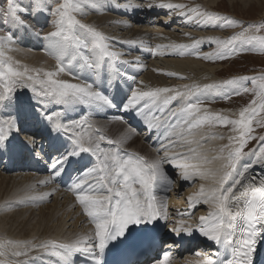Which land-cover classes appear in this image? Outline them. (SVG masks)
<instances>
[{
    "label": "bare ground",
    "instance_id": "1",
    "mask_svg": "<svg viewBox=\"0 0 264 264\" xmlns=\"http://www.w3.org/2000/svg\"><path fill=\"white\" fill-rule=\"evenodd\" d=\"M52 1L53 0H48L37 6L35 16L36 22L28 6L29 4L24 5L25 8H28V12L25 13L24 16L27 17L26 20L30 28H25L16 23V26L10 30L3 27L4 21H0V35H5L9 31L14 35L13 40L7 42L8 46L12 48L10 51L11 60L8 61L9 57L7 56V58L4 57L5 59L1 60L12 63V66L18 71L22 72L25 66L30 70L23 78L18 79L16 83V85L19 87L22 86L25 90L12 93L10 98L0 103V127H5V121L12 120L15 122L19 131L20 129L26 128L28 131L33 130L38 134L35 140L36 152L31 148L24 147V139L33 137H26V134H24L26 132H22L20 135L18 134L19 131H16L15 128L10 132L8 138L0 143V244L5 245V247L0 250L6 252V255L0 257V260L12 261L14 264H63V262L60 261L58 257L51 256L48 252L39 248L34 251H29L28 256L13 257L11 255L12 248L10 245H7V241H31L33 245H39L41 242L47 240L71 243L81 237L87 236L89 238L88 243L92 244L93 250L96 251L98 240H96L94 236L95 226L90 218L84 214L82 206L76 202L74 193L72 191L61 190L55 179H51L49 183H41V181L49 180V178L53 176V172L51 171L53 161L64 154L66 150L71 152L75 147L73 143L76 138L75 133L97 137L99 135H104L108 139L114 141L121 142L122 140L119 145H116L107 143L106 139L104 141H99V146L104 152L118 151L119 155L125 159L128 158L130 154H135L144 157L148 161H153L164 158L166 147L168 156H172L175 152L187 153L189 147L195 148L197 153L210 161V163L204 164L202 167L213 171L221 170V165L225 161L217 157H223V154L227 155V150L221 153L220 149L228 144V137L234 135L226 136L225 133H220L219 131L213 132V129L221 127L219 124H205L199 129L194 130L193 135L189 136L183 123V118L172 115V113L177 112L185 102L181 98H177L167 106L163 105L161 101H157L156 103H150L147 108H144V102L142 101L133 109L127 111L123 110V105L127 103L133 89L148 90L152 88L168 87L179 89L180 91H187L184 87L185 85H198L200 91L192 90L195 95H192L191 101L196 102V100L199 99L201 102L200 115L215 114L209 112L211 106L208 104L213 103L215 108L223 107L225 105V99H221L222 97L218 98L219 95H216V99L213 100L211 96L215 94H212L214 91L204 89V85H208L210 81L213 83L212 79L214 76L220 74V67L206 65L201 61L207 60L203 58L199 60L197 56L194 57L193 60L186 58H183L184 60H177V58L181 59L185 56L186 51H193L197 48L200 50L201 46L205 44V40L204 42L197 40L201 41V43H199L195 49L169 47L170 45H191L192 43L188 44L190 37L194 38L193 36H198L189 32L182 33V36L174 34L173 31L168 32V30L166 31L168 25L167 21L155 18V16L152 18L153 13L150 12L153 10H140V8L136 7L131 9L119 8L117 5L113 4L111 0H82L83 13L74 14L76 17L82 19L81 23L94 27L97 31L111 38L115 44L113 46L109 45V50L121 53L120 59L114 60L110 57H100L99 53L94 51L91 46V35L87 34L83 29H77V34L81 35L84 42L88 44V47H73L76 53L74 54V52H71L69 57L65 59V64L67 65V60L71 58L70 55H74L76 59L73 60L71 65H67L68 70L66 72L60 73L54 78L67 80L71 83L92 84L96 90L102 92V94L111 99L115 105L119 106L109 108L83 102H74L65 105L55 103L50 98H46L43 95L46 85L42 84L40 81L47 80L45 75L46 72L57 71L56 53L53 50L52 41L45 39L46 34L54 30L51 23L54 17L48 15L47 8L45 7V5H49ZM180 1L181 0H149V2L154 3V5H159L160 3L184 5ZM205 1L206 3L204 4L210 7L217 8L219 5L217 3L218 0ZM229 1L231 3L239 1V3L245 7L251 6L253 3L259 5L261 2H264V0ZM141 2L144 4L147 3H145V1L143 2V0ZM170 10H173V12ZM107 11L128 15L130 19L136 21L135 23L142 24L143 28L140 26V28L136 26L133 27L130 21L126 20L125 17H117L112 14L100 16V14H105ZM155 11L158 13L161 11L172 12L169 15L177 12H179V14L182 13L180 12L181 9H168L159 6H156ZM46 17L49 18L51 25L47 23L48 19L46 20ZM261 17L264 19V11ZM123 20H126L127 24L121 22ZM150 23L154 28H151L152 26H150ZM129 25L132 27L128 30L127 27H129ZM206 29L210 28L206 27ZM214 29L210 33L208 30L207 34L209 37H206V40L212 38L222 41L219 38L221 34L220 30L217 31ZM117 33L119 35H117ZM213 36H215V38ZM202 39H204V37ZM157 45L167 47L165 54L162 55V53L160 55L161 59L162 57L168 58L163 61V63L167 65V68H164L166 67L164 64H162L164 67H161L159 66V62H154L157 55L155 50L164 48H157ZM144 47L148 48V51H143ZM70 49L71 48H69L68 52ZM181 51L184 52L183 55L179 54ZM137 52L141 54H137ZM147 56L150 57L148 61L145 60ZM157 56L159 57V54ZM85 59H87L89 63L99 60L103 65L99 70L89 68L84 63ZM125 60L129 61V63H123ZM16 61L19 63H15ZM108 63H110L109 65L111 67L109 73L108 70L103 67ZM32 70L42 71H40L37 76V73ZM198 71H202L203 74L206 72L213 78L209 80L207 77L206 80L199 79L197 81L188 82L186 77H183L191 76L193 79L194 76H192V73H197ZM168 72L176 73L177 75L168 76L166 74ZM29 75L33 77L32 80H28L27 77ZM134 84L137 85L135 86ZM238 86L239 85H235L233 88L228 86V89L224 86L219 94L223 95L225 91H231ZM0 89L3 90L1 82ZM16 89L18 88L16 87ZM4 95L7 94L4 92ZM161 109H163V111H161ZM230 112L225 109L224 111H219L217 114L227 116ZM49 117H51V119H49ZM84 117H87L94 127L91 129H89L87 125L76 128L71 127L72 121H80ZM154 117H156V119H154ZM57 121L69 126V130H57L55 128ZM109 124H114V128L108 129L107 125ZM123 125L126 127L123 128ZM149 125H152V127H149ZM96 129H100L101 131L97 132ZM138 130L140 131L138 136L132 133V131L135 132ZM182 135L198 143H192L190 145L185 144L184 140L181 139ZM220 137H223V139ZM123 140L124 142L126 141V144H123ZM127 140H129L128 143ZM170 141L175 142V146L170 144ZM181 145L184 146L181 147ZM40 146H42V148H40ZM26 149L31 150L27 152ZM52 149L54 151L49 153ZM55 149L59 152H55ZM15 153L17 159H21V161L19 162L16 160L14 162L15 165L13 164V168L11 169L7 167V164L9 158ZM89 154L92 155L91 153ZM99 154L100 153H97V155ZM48 156H53V160L50 164H48L46 160ZM73 157L75 158V168L77 169L74 175L79 173L78 179L87 169L92 168L97 163L96 156L94 155H92V161L89 160L91 156L83 153ZM5 158L8 159L4 161ZM249 161L252 163L245 172V184L249 182L250 177L255 176L258 180L261 175L264 174V166L256 164L255 157L251 156L244 157L238 163V172L244 171ZM79 165H84V167L81 166V169H78ZM162 168L172 181V183L169 184V187H171L169 189L170 195L168 197H162L161 195L157 196L163 200L167 212V219H161L166 225L167 230H169H164V235L166 236L171 232L170 234H173V237L178 243H181L183 239H187V244L189 246L191 242H198L199 247L195 246L191 249L193 253H188L186 256L180 252H176L175 254L167 252V258L164 257L160 262L154 260L151 264H203L206 258H212L211 254L217 253L214 251V248L216 249L217 247L223 248H219L222 250L223 254H219L212 259L218 262H226L228 259H231L233 249L236 247L235 244L226 245L223 242L217 244L214 241L208 240L198 230L199 217L208 214L211 210L210 205L203 203L202 200L190 204L188 199L200 190L201 185H204L207 189L212 184V181L202 180L198 176L185 181L180 176L181 170L176 168L171 162H164ZM21 170L25 172L23 173L24 175H7V173L11 174V172H18ZM37 170L39 172H37ZM234 177L237 179L240 178L236 174H234ZM232 183L233 181L230 179L228 184L225 185V188L229 187ZM163 184L166 185L167 183L163 182ZM242 190L241 186H236L237 195L239 191ZM41 197L44 198L41 199ZM51 197L54 198L50 199ZM181 213L183 215H180ZM193 215L194 218L188 220ZM67 219L68 222L74 221V219L75 221L68 224ZM180 219H185L192 226L193 232L191 235L186 233H180L178 235L172 231V229L177 226V221ZM241 235L242 229L238 226L234 235V240L240 239ZM162 236L163 235H161L160 238ZM165 243L170 242L167 241ZM258 244L262 249L264 246V238H261ZM170 245L172 244H169L168 247ZM21 246L23 247V244ZM202 248L211 249L210 253H205ZM24 250L27 251L28 249L25 248ZM197 253H199V255H197ZM87 254V252H76L71 254L70 259L72 264L74 261H78L79 257L83 255L88 256ZM262 258L263 255L261 256V259ZM145 262L149 264L148 261Z\"/></svg>",
    "mask_w": 264,
    "mask_h": 264
},
{
    "label": "snow or ice",
    "instance_id": "2",
    "mask_svg": "<svg viewBox=\"0 0 264 264\" xmlns=\"http://www.w3.org/2000/svg\"><path fill=\"white\" fill-rule=\"evenodd\" d=\"M6 7L0 6V17H3L7 22L11 19L13 22L25 28H30L24 14L28 12V8L21 7L17 0H4ZM34 7L36 5H33ZM149 4L148 7H153ZM161 8L182 9L185 5L160 3ZM48 15L54 17L51 23L53 31H49L45 39L52 41L53 50L56 53L57 71L46 72L47 80H41L46 87L43 95L50 98L58 104H72L74 102H83L88 104H97L104 107H115L111 99L96 90L92 84L71 83L67 80L55 79L60 73L68 70L67 65H71L76 57L73 55L67 60L69 48L88 47L81 35L77 34V29H83L92 37L91 46L94 51L98 52L100 57H110L114 60H119L121 53L109 50L107 37L104 33L97 31L94 27L81 23L76 18L74 13H83L82 0H55V7L45 5ZM43 10V9H42ZM190 12H195L196 17H206L208 20L217 19L208 13H201L197 9H191ZM188 15L189 20L196 17ZM229 25L235 22L224 18ZM199 23V21H197ZM223 26V25H221ZM255 27V31L259 32L264 29V23L258 26L249 25L243 31L233 35L226 41L216 40L218 49L215 53L204 54L198 57L211 60L213 57L225 59L235 51L232 45L236 41L257 40L261 41L264 47V37L248 35L250 29ZM14 35L11 31L5 35H0V46L5 42H11ZM201 41L194 40L191 45H170L169 47L179 49H195ZM157 48L164 47L157 45ZM183 55L184 52L179 53ZM5 56V52L0 47V57ZM11 57L8 58V61ZM5 60H0V82L7 81L4 85L5 93H12L17 80L23 78L30 70L25 66L24 70L18 71ZM15 63H19L16 61ZM84 63L89 68L99 70L102 65L99 60L89 63L87 59ZM127 64L129 61H123ZM39 75L42 70H32ZM168 76H176V73L168 72ZM32 80V76L27 77ZM182 78V77H181ZM242 81H259L258 89L253 90L254 95L258 99H253L248 107L243 108L239 112L238 119H230L228 116L221 114H206L200 115L201 102L199 99L196 102L191 101L195 91H200L198 85H185L187 91H180L175 88H152L148 90L133 89L127 103L123 105V110L135 108L142 101L143 107L147 108L150 103L161 101L167 106L177 98H181L185 102L177 110L172 113L173 116L183 118L186 131L189 136L193 135L194 130L199 129L205 124H219L223 126L231 125L232 131L238 133L235 136H229V144L224 145L220 152L224 153L227 150L226 157L222 158L225 162L221 165V170L213 171L202 167L210 161L197 153L195 148H188L187 153L175 152L172 156H168L167 147L165 148V156L162 159L148 161L144 157L130 154L128 158H122L118 151L104 152L100 149L99 141L107 139V143L119 145L120 141L108 139L104 135L89 136L75 133L76 138L73 141L75 147L71 152L65 151L53 161L51 167L53 176L49 180L41 181V183H49L51 179L60 176L65 171V165L70 162V158L78 156L81 153H91L96 156L97 163L90 169H87L84 174L74 181L69 189L75 195L76 202L82 206L84 214L90 218L95 226V239L98 240L99 251L93 250V245L88 243L87 236L81 237L71 243L58 242L56 240H47L39 245H33L29 242H13L7 241L10 245L11 255L13 257L28 256L29 251H34L37 248L43 249L51 256L58 257L63 264H72L70 256L76 252H87L89 257L95 261V264H101V258L110 241L116 240L117 237H123L129 230L130 226L154 224L158 219H167V212L163 200L158 198L154 192L161 182L171 184L172 181L166 175L162 168L164 162H171L176 168L180 169V176L183 180L188 181L194 177H199L202 180H211L212 184L206 189L201 185L200 190L190 196L189 203L194 204L199 201L210 205V211L206 216L199 217L198 230L208 240L214 241L217 244L223 242L226 245L235 244L232 258L226 262H218L212 258H206L203 264H255L254 257L257 251V244L261 238H264V174L257 180L255 176L249 178L247 184L244 183L245 172L251 165L245 166L244 171L237 170L238 163L247 156L255 157V163L264 166V136L256 137L254 132L253 121L260 127H264V119L256 120L260 112H264V75L257 77H237L226 80L223 84H208L204 85L205 90H216L219 94L224 86L240 85ZM142 83V82H141ZM243 92L250 91L249 88L243 87ZM35 91V90H34ZM235 91V90H234ZM236 95L240 92L236 91ZM225 95H227L225 93ZM9 97L0 94V103ZM163 111V109H161ZM51 119V117H49ZM156 119V117H154ZM87 125L89 129L94 127L87 117L80 121H72L71 127H81ZM6 127V130H5ZM5 127H0V143L4 142L10 132L16 127L12 120L5 121ZM152 127V125H149ZM57 130H69V126L57 121L55 124ZM97 132L101 131L96 129ZM223 139V137H220ZM181 139L185 144L198 143L197 141L187 139L183 135ZM203 139V138H202ZM259 139L261 146L258 149H252L245 152L246 145L251 140ZM170 144L175 146V142L170 141ZM184 145H181L183 147ZM24 147L35 150V140L29 137L24 141ZM97 153H100L97 155ZM234 174L240 178H235ZM233 183L225 188L229 180ZM91 181V182H89ZM138 185V187H137ZM242 187L237 195L236 186ZM86 186V187H85ZM50 195V194H47ZM44 197H41L43 199ZM180 215H183L182 213ZM238 226L242 229L241 238L234 240L235 232ZM176 234L186 233L191 235L193 232L192 226L185 220L177 221V226L172 229ZM23 244V247L21 246ZM5 245L0 244V249ZM27 248L28 250H24ZM6 252L0 250V257H4ZM199 255V253H197ZM168 257V253H165ZM0 264H14L12 261L0 260Z\"/></svg>",
    "mask_w": 264,
    "mask_h": 264
},
{
    "label": "rangeland",
    "instance_id": "3",
    "mask_svg": "<svg viewBox=\"0 0 264 264\" xmlns=\"http://www.w3.org/2000/svg\"><path fill=\"white\" fill-rule=\"evenodd\" d=\"M47 1L46 0H17L18 4L21 7L22 6L24 7L25 4H29L28 6L32 11V16H34L35 22H36L35 16H36V11H37V6L40 3H45ZM111 1L113 4L117 5L119 8H130L131 9V8L136 7V8H140V10L141 9H145L148 11L153 10L152 12H150V13H153L152 18H154V16H155V18L163 19L164 21H167L168 25L166 27V31L168 30V32L173 31V33L178 35V36H180L182 33H188L189 32V33H193L196 36H198V37L193 36L194 38L190 37L188 44L193 43L192 41H194V40H201L203 42H204V40L206 41L205 44H203V45L201 44L202 46H201L200 50L197 48L193 51L192 50L186 51V55L183 56L181 59L177 58V60L178 59L184 60L183 58L193 60V58L197 56L196 53H199L201 55L200 57H202V55H204V54L215 53L218 49V45H217V43H215L216 40H214L212 38H209V40H206V37L207 38L209 37L207 34L208 30H209V33L214 28H215L214 30H217V31L220 30L221 34H220L219 38L222 41H226V40L230 39L233 35H236L237 33L243 31L245 28H248L249 25L258 26L260 23H264V19L261 17L262 13L264 11V2H261L259 5L256 3H253L251 6L249 5L250 7L249 6L245 7L241 3H239V1H234L231 3L229 0H218L217 3L219 5L217 6V8H215V7H210V6H207L206 4H204V3H206L205 0H181L180 2H182V4H184L186 7L181 9L180 12H182V13H180V14H179V12L173 13L174 14V16H173V14L169 15L170 13L173 12V10H170L172 12L161 11L158 13L157 11H155L156 5H154V3H152V2H149V0H147V1L143 0V2L144 1H145V3L147 2L146 4L142 3L141 2L142 0L141 1L139 0V2H138V0H120V1L119 0H114V1L111 0ZM54 2H55V0H53L52 3L50 2L49 5H51L52 7L53 6L55 7ZM150 3L153 4L154 6L148 7V5ZM33 5H36V6L34 7ZM0 6L6 7V4H4V0H0ZM145 6H147V7H145ZM191 9H197L201 13H208V14H210L214 17H218V18L208 20L206 17H196L195 12H190ZM112 12L113 11H107V13H105V14L102 13V14H100V16L112 14V15H116L117 17H125L126 20L130 21V23L133 27H135V26L136 27H139V26L142 27L143 26L142 24L135 23L136 21H133L132 19H130V16H128V15H124L122 13L116 14V13H112ZM185 14H190L191 16L196 17V18L189 20L188 15H185ZM24 18L26 19L27 17L24 16ZM76 18L78 20L82 21V19H80L79 17H76ZM224 18H228V20L234 21L235 23L233 25H229L225 21ZM47 19H48L47 23L49 24L50 23L49 18L46 17V20ZM126 20H123L121 22H125L127 24ZM0 21L1 22L4 21L3 17H0ZM197 21H199V23ZM210 23L212 26L210 25ZM213 24L214 25L219 24V25L214 26ZM50 25H51V23H50ZM221 25H223V26H221ZM15 26H16V23L13 22L11 19H9L7 22L4 23L3 27L11 30ZM132 26L129 25V27H127V29L129 30L130 27H132ZM150 26H152L151 28H154V26L152 24ZM219 26H221V27H219ZM206 27H209L210 29H206ZM230 31H232V32H230ZM202 33H203V35H202ZM117 35H119V34L117 33ZM248 35H255L257 37H264V29H261L259 32H256L255 27H252L250 29ZM203 37H204V39H202ZM213 37L215 38V36H213ZM107 43L109 45H112V46L115 44L114 41L111 40V38H109ZM6 46H8L7 42H5L2 46H0V47H2V50L5 52V56H3V58L0 57V60L5 59L7 57H11L10 51L12 50V48H10L8 46L10 48V50H9V48ZM232 47L235 49V51L230 53L227 56V58H225V59H218V58L213 57V59H211V60L201 61L202 63H205L206 65H209V66L220 67V70H221L220 74H217V76H214V78L210 77L211 75L209 76V74H207L206 72L203 74L202 71H198L197 73H192L193 74L192 76H194L193 79L191 76L190 77L189 76H183V77H186L188 82L189 81L190 82L191 81H197L199 79L200 80L201 79L206 80L208 77L209 80H211L213 78L212 79L213 83L210 81L209 84H223L224 81L234 79L237 77H257V76L264 75V47H262L261 41L259 39L236 41L232 45ZM143 51H148V48L144 47ZM166 51H167V47L155 50L157 55L159 54V57L155 53L156 60H154V62L155 61H156V63L159 62L160 63L159 66H161V67H164V65H165L166 67H164V68H167V65L164 64L163 61H165L168 58L162 57V59H161L160 55L162 53H163L162 55H164ZM71 52H74V54L76 53L74 48L70 49L69 54ZM137 54H141V53L137 52ZM68 57H69V55L66 58H68ZM70 57H72V55H70ZM200 57L198 58L199 60L202 59ZM149 58L150 57L147 56V59H145V60L148 61ZM109 64L110 63L103 66L106 70H108V73L111 70V67ZM162 64H164V65H162ZM101 65H103V63ZM192 72H194V71H192ZM181 73H183V72H181ZM6 83H7V81L1 82L3 90L0 89V94H4V85ZM259 83H260L259 81H257L256 83H253L252 81H242V82H240V85L237 88L232 89L231 91H225V93L227 95H225V93H223V95L218 94L216 92V90H209V91H214V92H212V94L215 93L214 95L211 96L213 100L216 99V95L217 96L219 95L218 98L222 97L221 99H225L224 100L225 105L223 107L215 108L213 103H209L208 105L211 106L209 112L217 114V113H219V111H224L226 109L229 112L231 111L230 113L227 114V116L230 119H238L239 118V112L243 108L248 107L253 99H258L254 95L253 90L258 89ZM134 85L136 86L137 84H134ZM233 86H235V85H230L229 87L233 88ZM16 87L18 89H16ZM21 87H19L18 85L15 84V86H14L15 90H13L14 92H12V93H16V91L17 92L24 91L25 89L23 87L22 88ZM226 87H227V89L229 88L228 86H226ZM243 87L249 88L250 91L247 93L243 92V90H242ZM236 91H239L240 94L236 95L235 94ZM12 93H6V94L9 95L8 97L10 98ZM212 105H213V107H212ZM233 112H235V113H233ZM262 119H264V112H260L258 114V116L256 117V120H262ZM113 125L114 124H109V125H107V128L113 129L114 128ZM208 125H212V124H208ZM220 126H221L220 128L217 127L215 129H213V132L219 131L220 133H225L226 136L233 135V134H234L233 136H235V134L238 135V133H235L232 131L231 125H227L226 127L225 126L223 127V125H220ZM122 127L124 128L126 126L123 125ZM253 128H254V132L252 133L253 135H255L256 137L264 136V127H260L256 123V121H253ZM213 132H212V134H213ZM132 133H134L136 136H138L140 131L139 130L135 131V132L132 131ZM18 134L21 135V133H18ZM122 139H124V138H122ZM124 140H123V144H126V141L124 142ZM128 141L129 140H127V143H128ZM121 142H122V140H121ZM227 143L229 144V142H227ZM259 146H261L259 139L251 140L246 145L244 151L249 152L252 149H258ZM223 157H226V154H223ZM23 173H25V172L21 170L18 172H11V174L7 173V175H13V174L14 175H19V174L24 175ZM53 198L54 197H51L50 199H53ZM193 218H194V215L191 216L188 220L193 219ZM74 221H75V219H74ZM74 221L72 220L71 222H68V219H67L68 224H70Z\"/></svg>",
    "mask_w": 264,
    "mask_h": 264
}]
</instances>
